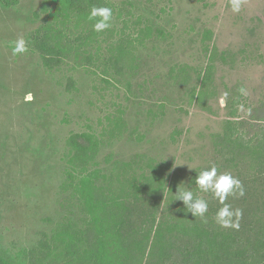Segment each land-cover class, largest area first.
Here are the masks:
<instances>
[{
    "label": "rangeland",
    "instance_id": "374dc122",
    "mask_svg": "<svg viewBox=\"0 0 264 264\" xmlns=\"http://www.w3.org/2000/svg\"><path fill=\"white\" fill-rule=\"evenodd\" d=\"M17 1L12 8L0 6V256L14 263L64 218L79 217L81 187L93 203L100 264H170L180 247L193 242L195 227L237 234L247 247L255 244L264 234V156L231 145L226 123L251 125L264 118V0H243L239 13L228 0H109L116 7L111 31L92 43L75 41L82 31L74 21L60 27L71 48L53 70L30 46L12 57L9 45L50 27L47 17L56 6ZM122 40L132 42L129 54L114 63ZM208 65L211 79L202 84L196 73ZM193 91L200 93L196 99ZM80 133L100 143L88 166L95 180L80 183L79 174L72 188L67 144ZM124 165L129 168L121 182L136 195L115 210L114 219L103 211L112 208L113 192L120 189L117 171ZM212 165L242 182L244 195L226 201L242 210L238 230L220 227L214 219L218 202L189 184ZM185 186L208 200L206 222L174 201ZM156 229L163 238H153ZM118 233L139 242L124 247ZM31 259L29 253L28 264Z\"/></svg>",
    "mask_w": 264,
    "mask_h": 264
},
{
    "label": "trees",
    "instance_id": "16d2710c",
    "mask_svg": "<svg viewBox=\"0 0 264 264\" xmlns=\"http://www.w3.org/2000/svg\"><path fill=\"white\" fill-rule=\"evenodd\" d=\"M56 6L55 14H50L47 20L50 27L40 28L30 36L28 46L37 51L45 68L53 70L58 68L63 59H65L71 48V43L66 35H62L59 31L60 27H67L73 21L75 27L81 29L75 41L83 42V45H88L95 41L105 32H110L111 28L97 33L92 30V23L86 18L92 6L110 7L113 10V18H115L116 7L109 0H47ZM18 4L17 0H0L2 8H12ZM208 35L202 38V44ZM63 39V40H62ZM131 41L122 40L118 43L115 54L113 55L114 63H121L123 58L129 54ZM203 51L209 53V49L203 45ZM213 54V53H212ZM210 55V61H214L215 55ZM87 61L92 60L89 56ZM213 66L208 65L202 72L196 73V79L201 83H207L211 79V70ZM193 70L190 68V72ZM200 93L193 91L192 98L196 99ZM264 105H262V108ZM261 108V107H260ZM254 113H261L260 109H255ZM237 114L235 103L229 106V117L234 119ZM255 123L248 124L246 122L237 123L236 121H227L226 131L227 140L231 145L238 147L244 151L255 152L260 158L264 156V118L256 117L253 119ZM258 122V124L256 123ZM247 126V127H245ZM99 141L91 134L80 133L73 134L68 139V171L66 178L70 186L74 188L77 179L79 182L94 181L93 172H88V166L92 162L98 147ZM128 165H124L117 171V181L120 189L113 192L112 208L107 207L103 213L113 215V218H119L115 211L118 207L124 206V202L130 195H136L128 188H125V183L121 182L124 178ZM81 174V176L79 175ZM154 182H157L154 180ZM160 183V182H159ZM130 187V186H129ZM151 188V186H150ZM159 188H162V182ZM77 201L79 217L76 214L64 218L56 225L55 231L51 232L45 241L39 243L30 251H21L14 263L5 260L0 256V264H28V254H31L32 259L29 264H43L47 257L48 263L56 264L59 260H64L66 264L79 262L80 264H100L103 259V252L100 245L95 243V218L93 215V203L89 196L84 191L83 187L77 188ZM120 209V208H119ZM112 210V211H111ZM111 211V212H110ZM107 214V215H108ZM92 215V216H90ZM154 227L147 228L142 231L143 237L146 233L151 232ZM122 238L124 247H131L133 243L137 244V238L128 239L118 233ZM161 236L160 230H155L153 238ZM180 254L176 255L174 261L170 264H230V260L236 259L240 263L254 262L255 264H264V234L256 241L255 244L247 247L237 234H225L219 231L205 232L197 227L194 230L193 242L189 246H182L178 249ZM39 256V257H37Z\"/></svg>",
    "mask_w": 264,
    "mask_h": 264
},
{
    "label": "clouds",
    "instance_id": "9594fccd",
    "mask_svg": "<svg viewBox=\"0 0 264 264\" xmlns=\"http://www.w3.org/2000/svg\"><path fill=\"white\" fill-rule=\"evenodd\" d=\"M242 3L243 0H228V7L233 13H239ZM112 18V8L92 6L86 19L92 23V30L100 33L111 28ZM9 47L12 57L26 54L29 51L28 41L23 36L11 42ZM240 91L243 93L244 90L241 89ZM226 97L227 93L221 97V106H224ZM26 99H32L31 93L27 94ZM190 183L194 184L201 193L210 194L211 198L218 202L220 207L217 208L214 219L220 227L239 229V222L243 214L242 210L239 208L233 209L232 205L226 202L230 196L242 197L244 195V188L239 179L229 173L219 174L217 167L212 165L196 173ZM173 196L175 198L174 201H180L184 206V210L190 213L193 218L199 217L206 222L205 214L209 209L208 200L194 195L193 190L187 186L180 190L177 189Z\"/></svg>",
    "mask_w": 264,
    "mask_h": 264
}]
</instances>
